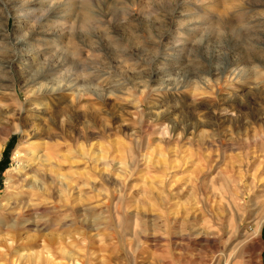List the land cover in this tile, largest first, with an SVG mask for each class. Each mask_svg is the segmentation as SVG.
<instances>
[{"label": "rangeland", "instance_id": "374dc122", "mask_svg": "<svg viewBox=\"0 0 264 264\" xmlns=\"http://www.w3.org/2000/svg\"><path fill=\"white\" fill-rule=\"evenodd\" d=\"M32 149L0 264H264V0H0V212Z\"/></svg>", "mask_w": 264, "mask_h": 264}, {"label": "bare ground", "instance_id": "6f19581e", "mask_svg": "<svg viewBox=\"0 0 264 264\" xmlns=\"http://www.w3.org/2000/svg\"><path fill=\"white\" fill-rule=\"evenodd\" d=\"M28 153H29L28 156L30 157L25 160L26 163L24 162L25 164H23L22 166H19L16 175H13V178L11 177L8 180L7 187L10 189V191H9L8 198L5 204H3L2 212H0V228L19 227L20 229V227L22 228L34 227L35 230L36 229L38 230V229L43 228L47 224L54 222L53 220L49 219V215H46L45 213H43L46 210L45 205L47 203L45 201L51 198L57 191L58 192L61 191L60 193H62L63 189H60L59 187H57L54 181L47 183V180H46L47 172L45 169V166L47 165V163L44 164L42 158L36 152L34 153L33 149L30 150V152ZM17 156H18V151L17 149H15L14 158ZM28 160H31L29 164H28ZM36 160H41V162L35 163L34 161ZM26 167H29V168L26 169ZM28 171L31 172L30 181L27 180L29 177L27 178L26 176ZM62 185H63V188L66 189L68 192L69 184L66 182L65 186L64 184ZM63 205H64L63 208H69L68 204L65 203ZM213 224L214 223H210L208 226L206 225L207 229L214 230L215 232L218 230L219 233L220 232L222 233V226H221L222 224L216 227ZM260 231H261V225L258 224V226L256 227L253 233L254 236L259 237ZM229 243H230V238L227 237L223 248L220 250V252L218 251L219 253H217L216 256L211 257L207 261V264H214V263L220 264L221 261H222V264H230V260L232 256L231 254L233 253L232 251L230 253L227 252L228 254L225 253V250H226L225 245Z\"/></svg>", "mask_w": 264, "mask_h": 264}, {"label": "trees", "instance_id": "16d2710c", "mask_svg": "<svg viewBox=\"0 0 264 264\" xmlns=\"http://www.w3.org/2000/svg\"><path fill=\"white\" fill-rule=\"evenodd\" d=\"M4 168H5V160H2V161L0 162V172L3 171Z\"/></svg>", "mask_w": 264, "mask_h": 264}]
</instances>
